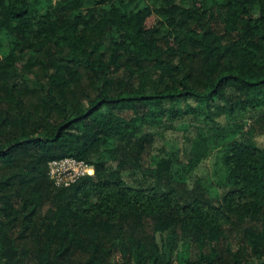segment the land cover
Here are the masks:
<instances>
[{"label":"trees","instance_id":"trees-1","mask_svg":"<svg viewBox=\"0 0 264 264\" xmlns=\"http://www.w3.org/2000/svg\"><path fill=\"white\" fill-rule=\"evenodd\" d=\"M262 136L264 0H0V264H264Z\"/></svg>","mask_w":264,"mask_h":264},{"label":"built area","instance_id":"built-area-1","mask_svg":"<svg viewBox=\"0 0 264 264\" xmlns=\"http://www.w3.org/2000/svg\"><path fill=\"white\" fill-rule=\"evenodd\" d=\"M49 174L55 184H68L84 173H92L93 165L73 155L55 157L48 162Z\"/></svg>","mask_w":264,"mask_h":264},{"label":"rangeland","instance_id":"rangeland-1","mask_svg":"<svg viewBox=\"0 0 264 264\" xmlns=\"http://www.w3.org/2000/svg\"><path fill=\"white\" fill-rule=\"evenodd\" d=\"M261 139L263 140V139H264V136H262ZM216 152H217V150L214 149V150L211 152V154L209 155V157L207 158V160H206V167H207V169H208V173H207L208 178H209L210 176H213L212 170L215 168L214 163H215V161H216ZM213 184L216 185L217 188L220 190V186H219L218 183H216V184L213 183Z\"/></svg>","mask_w":264,"mask_h":264}]
</instances>
